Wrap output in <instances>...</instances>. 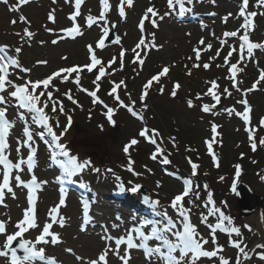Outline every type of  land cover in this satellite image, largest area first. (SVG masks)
Segmentation results:
<instances>
[{
    "label": "snow or ice",
    "instance_id": "6c2138e0",
    "mask_svg": "<svg viewBox=\"0 0 264 264\" xmlns=\"http://www.w3.org/2000/svg\"><path fill=\"white\" fill-rule=\"evenodd\" d=\"M52 2L55 4L57 0ZM197 2L202 0H166L167 11L163 13L154 2L150 3L139 17L138 42L131 49H125L121 44V36L115 34L116 23L110 22L108 17L114 9L118 17L125 20L127 10L135 6L134 0H117L115 5L110 0H99V14L93 15L89 10L84 17L85 25L89 29L94 25L99 28L98 39L94 44L89 43L86 46L89 54L88 62L83 65L59 67L43 78L35 79L33 68L25 66L21 56L25 45L31 47L36 34L30 30V21L23 14H20L18 19L10 21L12 25L19 22L28 26L20 32L13 33L18 37L17 45L0 44V207L8 208L6 203L8 197L13 200L18 199L17 189L27 190L28 206L23 209L22 218L14 224L11 222L10 215L5 214L6 218H0V235L4 236V242L0 244V258L7 259L9 264H26V262L35 264L37 261L45 260L47 264H58L55 257L46 258V248L43 246L49 244L55 246L61 243L60 235L53 230V227L57 223L60 227L64 226L61 208L66 205L65 185L78 183L81 188H84L85 183L75 178L86 172L101 173V168L96 166L91 157L81 158L79 153L73 151L71 143L66 139L74 123L73 114L77 108L83 110V105L77 96V94H83L90 98L92 106L88 113L89 120L92 119V112L98 109L108 126L115 128L117 121L114 117L120 110H125L141 122L136 134L128 138L121 148L126 157L124 167L133 179L121 182L117 187L120 193H140V202L145 210L136 211L129 217V226L122 234L120 230L123 227L124 218L120 215H117L110 225L100 224L103 243L97 257L85 259L83 256H76L78 264H110V257H115L121 264H129L133 249L143 252V264H264V241L249 247L242 228L252 231L251 226L247 224L236 226L234 218L227 212L228 200H220L218 204L209 184L198 182V170L201 167L199 163L194 162L191 156L186 157L191 169L187 176L168 170L167 166L172 165L173 162L170 159L172 151H169L167 145L170 144L171 148L178 152L179 144L175 136H165L159 128L150 125V120L154 117L146 115L150 109L146 101L151 98L153 91L158 95H164L168 91V85L163 81L170 78V69L175 65H164L145 80L137 98L139 108H137V99H133L132 92L128 90L126 80L112 79L114 75L124 70L126 53L131 54V63L142 70L150 51L163 47L156 43L155 31L146 29V22L153 29H158L159 23L173 14L184 16L192 12ZM211 2L215 4V0ZM28 3L30 0H17L15 4H10L9 0H0V4L18 13L20 8ZM65 3L73 4L74 10L68 16L71 26L61 28L59 32L54 27L44 26L47 33L56 36L51 40L53 45L64 39H75L83 35L81 25L77 21L82 15L81 9L85 0H65ZM249 6L250 0H241L236 14L229 12L222 18V23L225 24L230 18H242L243 22L236 30L223 32V38L215 37L213 33L214 38L219 41L220 48L215 50V55L209 57V62H202L201 56L202 53L212 50L213 45L206 43L201 37L198 41L199 46L193 47L192 55L187 57L191 67L188 64L184 65L185 75L188 77L193 75L194 70L208 71L212 63L221 58V53L227 47L226 55L222 56L223 63L216 64L215 67L226 69L227 74L223 79L227 80L230 86L221 87L220 77L205 80L203 83L206 90L196 92L194 96L187 95L183 102L188 109H198L202 114L217 116L222 111L229 117L240 118L244 123L250 148L256 152L258 146H264V137L257 138L259 130L264 129V116L259 118L257 125H253V107L247 97L253 91L260 90L259 86L264 83V68H259V61L255 60V50L264 51V41L254 42L251 39L256 27L255 18L258 15L264 16V0H255L254 7L257 11H249ZM207 15L215 16L216 13ZM47 20L53 25L56 24L55 9L48 12ZM201 26L207 27L203 23ZM229 39L235 42L229 44ZM39 43L44 45L46 41L41 40ZM108 44L119 45L120 51L118 56H113L105 63L98 57L97 50L105 49ZM62 59L66 60L67 57ZM233 59L235 63L232 62ZM117 62L119 67H116ZM249 62L256 63L259 75L250 87L244 88L241 77ZM47 63V60L36 61L37 65H47ZM85 71L94 74L91 88L85 87L82 83ZM104 80H108L106 96L101 95ZM69 83L73 85V88H67L62 92L61 86ZM182 90L183 85L179 80L171 81L169 95L172 98H179ZM236 94H239V98ZM229 98L233 99L235 104L222 107L221 111H217L218 106L222 105V100ZM206 99L211 102H205ZM65 101L70 102L73 107L68 108ZM237 105L242 110H238ZM61 117L66 120V123H61ZM18 125L19 134L14 137L16 157L13 159L10 158L13 151L11 140ZM97 127L101 132L105 130L104 123H99ZM219 127L220 125L215 122H210L212 135L204 141L206 151L216 169L222 166L220 158L213 150L214 143H217ZM141 142L151 146L147 150L148 158L158 162L166 175L173 176L181 182L180 189L171 194L167 205L161 203L159 192L148 194L143 191V185L136 182V178L141 177L143 173L136 170L132 151H137ZM40 143L49 152L50 163L61 170V174L56 177V182L60 185L58 203L49 207L43 222H40L37 216L38 191L42 190L49 181L40 180L34 171ZM185 151L197 150L189 146L185 148ZM244 156L245 153L241 152L240 159ZM252 163L255 164L257 161L253 160ZM143 170L145 173L154 174L147 164L143 165ZM233 170L230 191L235 193L242 176V165L234 164ZM104 172L112 174L117 181H121V177L113 168L106 167ZM25 175L27 179L24 178ZM204 175L206 176L207 173ZM257 176L261 182H264V171L258 172ZM218 181L225 182L226 177L220 175ZM161 187V182L156 181V188ZM202 193L206 195L202 196ZM82 203L81 231H86L87 225L94 221L89 214L90 201L84 200ZM169 208L174 215L169 214ZM201 208L205 211L199 212L196 217L198 223H194L193 214ZM9 224H12L14 228L11 233L7 231ZM200 226L207 229L206 233L200 231ZM32 231L37 235L26 238ZM113 231L118 234L113 235ZM220 233L227 235L226 245L219 242L218 234ZM226 246L235 249L234 257L225 254ZM21 251L22 256L18 255ZM65 251L72 254L73 250L69 248Z\"/></svg>",
    "mask_w": 264,
    "mask_h": 264
},
{
    "label": "rangeland",
    "instance_id": "374dc122",
    "mask_svg": "<svg viewBox=\"0 0 264 264\" xmlns=\"http://www.w3.org/2000/svg\"><path fill=\"white\" fill-rule=\"evenodd\" d=\"M110 1L113 5L117 3V0ZM16 2L17 0H9L10 4H15ZM152 2L155 3L161 13L166 9L165 0H134L135 6L127 10V18L125 20H121L114 9L110 13L108 19L110 22L116 23L117 27L115 32L117 35L121 36L123 48L131 49L134 44L138 42L140 37V32L137 27L139 17L142 15L143 10ZM237 2L238 0H215V4H213L211 0L197 2L196 5L202 8V12H200L198 16H193L192 21L185 20L184 22L186 23L184 24H178L174 16L168 17L163 22H160L158 29H153L151 25L146 22V29L148 31H155L156 43L158 45H163V47L159 50L153 49L150 51L142 70L134 65L136 71H133L134 75L132 77V82L128 85V90L132 92L133 99H137L142 84L154 73V68H160V66L163 65H175L172 67V72L174 75L178 73L177 80L180 82L183 81L182 84H184L183 90L179 93V98H172L169 95L171 84L164 95H158L153 91L151 98L148 99L150 109L146 114L148 117H154V119L150 120L151 126L159 128L165 136H175V134L177 136L175 137L179 144L178 152L173 150L170 144L167 145L169 151H172L170 159L174 163V166L169 165L167 167L170 172H178L176 170L178 169L181 171L178 172V174L187 176L191 169L190 165L187 163L186 157L191 156L194 162L199 163L201 167L198 170V182L201 184L207 182L209 184L210 189L213 191L214 199L218 204L220 200H228L229 207L227 212L234 218L236 226L245 224L251 226L252 231L242 228V232L246 243H248L249 247H252L255 243L264 241V206L262 210L257 209L252 216L241 218L236 207V197H234L235 194L230 191V185L234 176L233 165L240 163L244 170L239 181H243L250 186L253 192L264 197V182H261L257 176L258 172L264 171V146H258L257 151L253 152L250 149L247 132L245 131L242 120L236 116L229 117L226 113L221 111L222 107L234 105L235 101L233 99L226 100L222 107L217 109V111H221V114L217 116L202 114L198 109L190 110L183 102L187 95L191 94L194 96L196 92L206 90L203 82L209 80L211 74L222 73L223 69H217L215 67L216 63L212 66L210 73L208 71L198 72L199 74L193 73L191 77H188L185 75L184 65L188 64V66H190L191 62L187 60V57L192 55L193 47L199 46L198 41L201 37L205 39L206 43H211L213 45V50L214 48H220L219 41L214 38L213 33H215V37L223 38L222 31L237 29V27L235 29L230 28V25L233 26L235 23L233 18L229 20L227 24L222 23V18L227 13H234L233 10L238 7ZM203 7H205V9H203ZM52 9H55L57 18L55 25L47 20V14ZM73 10V4L65 3V0H57L55 4L52 0H35L34 2L30 0V3L20 8L19 13L10 11L8 6L0 4V41L11 45L18 44V37L13 35V33L22 31V29L28 25L19 22L16 25H12L10 21L12 19H18V16L23 14L27 20L30 21V30L36 34L31 47L25 45L21 56L23 60L22 63L25 66L33 68L34 79L43 78L60 66L72 65L74 63L83 65L88 62L89 57L86 46L89 43L94 44L95 40L98 39V27L94 25L89 29L85 25L84 19L80 21L78 18L77 22L81 25L83 35L75 39H64L56 45L51 43V40L55 39L56 36L47 33L44 29V26L47 25V27H54L57 32H59L61 28L71 26L68 16ZM89 10H91L93 15H98L100 11L99 0H85L81 9L83 14L82 17L86 16ZM213 11L214 13L217 11L219 12L217 16L207 15ZM208 22L213 26L212 28L206 29L201 26L202 23L205 25L208 24ZM187 24L192 25L188 27ZM258 24L259 27H256L252 32L254 42L264 41V17L260 18ZM215 26L219 27L218 32L214 28ZM188 33H191V35H188ZM41 40L46 41V43L41 45L39 43ZM234 42L235 41L232 39L228 41L229 44ZM119 51V45L108 46L103 50H98L97 55L99 58L109 59L110 56L118 54ZM207 53L208 52L203 53V55L206 56ZM226 53L227 47H225L221 53V58H218L219 64L223 63L222 56L226 55ZM126 54L131 57L130 53ZM63 57H67V59H62ZM38 60H47L48 63L47 65H37L36 61ZM255 60L259 61V68H264V51L255 50ZM245 70H248V72L247 76L242 78L244 81L242 87L248 88L258 77L259 69L255 62H249ZM137 72L139 73L138 75ZM221 80L224 81V83L227 82L223 78ZM89 85L88 88H91V84ZM68 86L73 88V85L70 83ZM190 86H192V91H188ZM259 87L260 90L253 91L247 98L253 107V114L264 116V83ZM61 91L63 92L64 89L62 88ZM236 95L237 98H239V94ZM77 96L80 103L83 105V110L79 108L76 109L77 114L82 113L83 117L85 116L86 118L92 107L90 98L83 94H77ZM148 100L146 101L147 103ZM205 102L210 103L211 101L206 99ZM69 106L72 108V105L69 104ZM139 106V101L137 99V108H139ZM236 107L238 110H242L239 105ZM11 111L10 109V112ZM92 114L91 124L86 123V121L82 122V119H78V116L76 117V114H73L74 123L71 127V131L69 130V142L71 143L73 151L79 153L81 158L91 157L96 165H102V167L109 165L115 172L125 171L126 169L124 166L126 165V157L122 153L121 148L122 145L127 142L128 138L136 134L138 128L141 126V122L135 117H132L125 110H120L114 117L117 121V126L112 128L105 122L104 117L99 114V110L93 111ZM61 121L66 123L63 117H61ZM210 122H215L220 125L217 130L219 133L216 138L217 143L213 145V150L214 152L215 149L217 150L215 153L220 158L222 164L220 169H216L213 166L204 144V141L209 139L212 135ZM99 123L105 124V130L103 132L97 127ZM263 132L264 131L258 134V138L261 136L264 137ZM18 134L19 130L16 135ZM189 146L197 151L186 152L185 148ZM149 147L151 146L141 142L139 149L137 151H132V158L136 161L135 168L143 173L141 177L136 178V182H142L141 184H143L151 194L159 192L161 203L167 205L170 201L171 194L180 189L181 182L173 176L166 175L158 162L151 161L148 158L147 150ZM46 151L45 146L40 143L38 150L40 156L44 155ZM241 152H247V155L243 159H239V154ZM251 154L255 156H253L254 158H252V160L248 159V156H252ZM40 156L37 174L45 171L47 175L44 180L49 181L46 185L48 187L39 200L40 209L42 210V213L40 211V221L43 222L46 219L47 210L57 202L58 197L56 183L49 179L51 172L48 167H46L45 170L43 167V158L45 156ZM197 157H199V159H197ZM253 160L257 161V163L253 164ZM248 162H250L251 165L248 164ZM145 164L152 168L154 174L144 172L143 165ZM223 165H225V168H223ZM204 173H207V175L205 176ZM96 175L99 178H96ZM220 175L226 177L225 182L218 181V176ZM85 176L90 180L95 178V186L106 180L109 188H112L113 186L115 187L113 181H117L112 174L105 173L104 169H101L100 174L86 172ZM128 178L129 180L133 179L130 173H128ZM158 180L162 185L160 189L156 188V181ZM87 188L90 189L92 187L88 186ZM17 195V200H13L11 197L7 198V209L0 207V218H6L5 214L10 215L12 224L22 218L23 209L26 208V197L18 191ZM106 195V191H104L102 196L103 201H109L106 199ZM205 195V193H202V196ZM134 201H138V199ZM113 206L114 207L107 208L108 219L111 218L110 222L115 220V212L120 211L119 206ZM72 208L73 206L70 205L67 210L63 212V217L67 222V226L63 228L57 223L53 229L55 232L59 233L60 236L62 234V245L53 246L49 244L47 246H41L46 248V253L55 254L60 260L65 261V263L78 264L75 259L76 255L83 256L85 259L96 258L100 250V245L102 247V244L99 243L100 237L97 238L95 235L91 236L93 234L82 235L80 233L78 227V223L81 221L80 206H77L74 210ZM200 211L205 210L203 208L196 210L193 214L194 223H198L196 217ZM12 224H9L7 228L9 233L14 231ZM200 231L206 233L207 229L200 226ZM30 235L35 236L37 233L32 231ZM220 235L221 234H218L220 243L226 245L227 240L222 243L223 239L220 240V238L224 237ZM26 238L32 237L27 236ZM3 242L4 236L0 235V244H3ZM69 248L74 251V254L65 251V249ZM225 254L229 257H234L235 249L226 246ZM132 261H134V263H132ZM132 261L131 264H143L144 258L141 256H139V258L134 257ZM110 264H121V262L115 257H110Z\"/></svg>",
    "mask_w": 264,
    "mask_h": 264
},
{
    "label": "water",
    "instance_id": "95a60500",
    "mask_svg": "<svg viewBox=\"0 0 264 264\" xmlns=\"http://www.w3.org/2000/svg\"><path fill=\"white\" fill-rule=\"evenodd\" d=\"M264 205V197L255 194L248 185L240 183L237 188V208L240 211V217L252 215L259 207Z\"/></svg>",
    "mask_w": 264,
    "mask_h": 264
},
{
    "label": "trees",
    "instance_id": "16d2710c",
    "mask_svg": "<svg viewBox=\"0 0 264 264\" xmlns=\"http://www.w3.org/2000/svg\"><path fill=\"white\" fill-rule=\"evenodd\" d=\"M116 66H117V64H116ZM177 76V75H176ZM104 89V88H103ZM85 121V120H84ZM83 121V122H84ZM172 130V129H171ZM262 131H264V130H262ZM264 133V132H263ZM175 136H176V134H175ZM243 153H245V156L247 155V152H243ZM252 156H248V159H251L252 160V158H254L255 156L253 155V154H251ZM254 156V157H253ZM240 159V158H239ZM248 164H250L251 165V163L250 162H248ZM226 167H227V164H226ZM223 168H225V165H223ZM222 168V169H223ZM226 170V169H225Z\"/></svg>",
    "mask_w": 264,
    "mask_h": 264
},
{
    "label": "bare ground",
    "instance_id": "6f19581e",
    "mask_svg": "<svg viewBox=\"0 0 264 264\" xmlns=\"http://www.w3.org/2000/svg\"><path fill=\"white\" fill-rule=\"evenodd\" d=\"M100 248H101V245H100Z\"/></svg>",
    "mask_w": 264,
    "mask_h": 264
}]
</instances>
